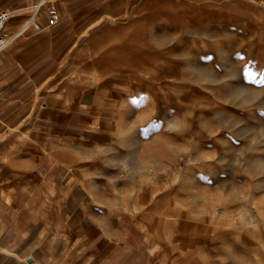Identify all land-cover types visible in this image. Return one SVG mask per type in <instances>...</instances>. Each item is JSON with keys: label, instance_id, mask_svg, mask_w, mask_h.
Segmentation results:
<instances>
[{"label": "rangeland", "instance_id": "rangeland-1", "mask_svg": "<svg viewBox=\"0 0 264 264\" xmlns=\"http://www.w3.org/2000/svg\"><path fill=\"white\" fill-rule=\"evenodd\" d=\"M121 1L92 26L101 52L135 39L105 67L128 84L113 129L80 147L98 205L176 259L264 264V0Z\"/></svg>", "mask_w": 264, "mask_h": 264}, {"label": "crops", "instance_id": "crops-1", "mask_svg": "<svg viewBox=\"0 0 264 264\" xmlns=\"http://www.w3.org/2000/svg\"><path fill=\"white\" fill-rule=\"evenodd\" d=\"M105 1L0 0L5 35L40 26L0 54V264H192L138 220L107 215L80 168V147L113 129L128 93L124 71L101 61L97 36L111 28L95 16L122 7Z\"/></svg>", "mask_w": 264, "mask_h": 264}, {"label": "built area", "instance_id": "built-area-1", "mask_svg": "<svg viewBox=\"0 0 264 264\" xmlns=\"http://www.w3.org/2000/svg\"><path fill=\"white\" fill-rule=\"evenodd\" d=\"M39 7V6H38ZM50 23L56 24L59 20V16L53 8L50 10ZM11 14L8 10H3L0 12V54L3 53L11 44L14 43V41L24 32L27 30L34 28L39 30L40 26L38 25L35 17H31L27 20V22L24 24L22 29L19 31V33L13 35V36H7L4 33V30L8 23L10 22Z\"/></svg>", "mask_w": 264, "mask_h": 264}, {"label": "bare ground", "instance_id": "bare-ground-1", "mask_svg": "<svg viewBox=\"0 0 264 264\" xmlns=\"http://www.w3.org/2000/svg\"><path fill=\"white\" fill-rule=\"evenodd\" d=\"M123 39V38H122ZM128 40L129 38L124 37V40H120V44L118 45V47L116 48V50H111L109 52L106 53V56H104L101 61L103 63V65L105 66H110L111 63H113L114 60L118 61V59H124L125 60H129L131 62H133V60H130V57L132 58V48H134V46H132L133 43H135V39H133L132 44H128ZM122 52L119 53L118 51L120 50ZM124 53V54H123ZM130 53L132 55H130ZM124 56V58H123ZM149 229V228H148Z\"/></svg>", "mask_w": 264, "mask_h": 264}]
</instances>
